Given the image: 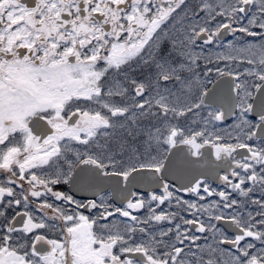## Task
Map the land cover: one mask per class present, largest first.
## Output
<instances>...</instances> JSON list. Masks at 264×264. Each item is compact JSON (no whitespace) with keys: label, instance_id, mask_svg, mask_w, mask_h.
<instances>
[{"label":"snow or ice","instance_id":"snow-or-ice-1","mask_svg":"<svg viewBox=\"0 0 264 264\" xmlns=\"http://www.w3.org/2000/svg\"><path fill=\"white\" fill-rule=\"evenodd\" d=\"M0 264H264V0H0Z\"/></svg>","mask_w":264,"mask_h":264}]
</instances>
